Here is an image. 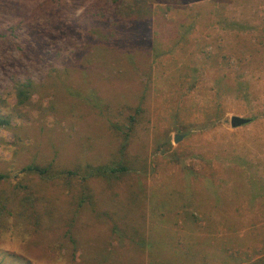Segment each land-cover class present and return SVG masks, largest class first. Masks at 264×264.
I'll use <instances>...</instances> for the list:
<instances>
[{
  "label": "rangeland",
  "instance_id": "374dc122",
  "mask_svg": "<svg viewBox=\"0 0 264 264\" xmlns=\"http://www.w3.org/2000/svg\"><path fill=\"white\" fill-rule=\"evenodd\" d=\"M0 118V264L264 261V0H0Z\"/></svg>",
  "mask_w": 264,
  "mask_h": 264
},
{
  "label": "trees",
  "instance_id": "16d2710c",
  "mask_svg": "<svg viewBox=\"0 0 264 264\" xmlns=\"http://www.w3.org/2000/svg\"><path fill=\"white\" fill-rule=\"evenodd\" d=\"M32 89V84L27 83L26 85H21L18 91V97H19V102L20 103H26L28 99L31 97V90ZM133 121H136V118L133 117ZM9 122L7 120H4L0 118V126L2 125H8ZM118 127V126H116ZM133 134V130L129 129V132H125L124 134V141L121 146V155L125 157L127 155V150L130 145V139ZM124 162V160L122 161ZM122 162L120 163H112V164H106V165H101V166H92V165H87L86 167L82 168L79 167L75 170H65V171H60L59 175H52L50 173L52 166H48L45 168H40L37 166H28L24 168L23 172L25 173H35V174H40L44 179L46 180H52L54 178H62L64 176L65 179H68V184L71 181H79L81 186H85L86 183L93 178H100L107 180L109 182L119 180L121 176H124L126 173H129L131 171V167L123 164ZM9 175L7 174H2L0 173V182L9 180ZM72 184V183H71ZM70 184V185H71ZM82 186V187H83ZM81 203L80 206H83L84 203V195L82 194L81 197ZM251 264H264V261H261L259 263H251Z\"/></svg>",
  "mask_w": 264,
  "mask_h": 264
},
{
  "label": "water",
  "instance_id": "95a60500",
  "mask_svg": "<svg viewBox=\"0 0 264 264\" xmlns=\"http://www.w3.org/2000/svg\"><path fill=\"white\" fill-rule=\"evenodd\" d=\"M252 122V119L250 118H244L240 116H232L231 118V126L232 128H240L243 126H246ZM181 140V137L178 136L175 138V142H179Z\"/></svg>",
  "mask_w": 264,
  "mask_h": 264
}]
</instances>
